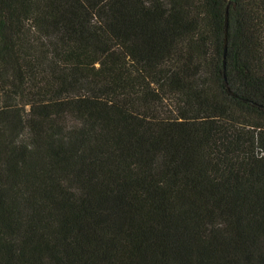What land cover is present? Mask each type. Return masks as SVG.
I'll list each match as a JSON object with an SVG mask.
<instances>
[{
    "label": "trees",
    "instance_id": "obj_1",
    "mask_svg": "<svg viewBox=\"0 0 264 264\" xmlns=\"http://www.w3.org/2000/svg\"><path fill=\"white\" fill-rule=\"evenodd\" d=\"M0 264H264V0H0Z\"/></svg>",
    "mask_w": 264,
    "mask_h": 264
},
{
    "label": "water",
    "instance_id": "obj_2",
    "mask_svg": "<svg viewBox=\"0 0 264 264\" xmlns=\"http://www.w3.org/2000/svg\"><path fill=\"white\" fill-rule=\"evenodd\" d=\"M225 21H226V26H227V18L225 19Z\"/></svg>",
    "mask_w": 264,
    "mask_h": 264
}]
</instances>
